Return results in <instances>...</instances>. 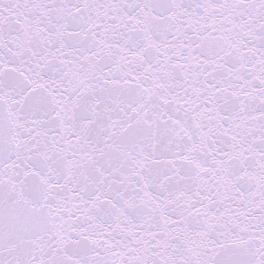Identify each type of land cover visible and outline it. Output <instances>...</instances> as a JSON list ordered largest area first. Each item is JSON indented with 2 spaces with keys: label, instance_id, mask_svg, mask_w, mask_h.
Returning a JSON list of instances; mask_svg holds the SVG:
<instances>
[{
  "label": "snow or ice",
  "instance_id": "1",
  "mask_svg": "<svg viewBox=\"0 0 264 264\" xmlns=\"http://www.w3.org/2000/svg\"><path fill=\"white\" fill-rule=\"evenodd\" d=\"M0 264H264V0H0Z\"/></svg>",
  "mask_w": 264,
  "mask_h": 264
}]
</instances>
